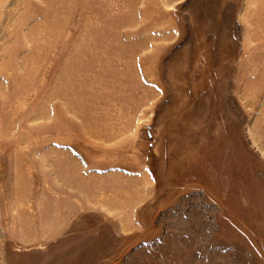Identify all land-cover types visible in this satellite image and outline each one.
<instances>
[{"label": "rangeland", "instance_id": "obj_1", "mask_svg": "<svg viewBox=\"0 0 264 264\" xmlns=\"http://www.w3.org/2000/svg\"><path fill=\"white\" fill-rule=\"evenodd\" d=\"M0 264H264V0H0Z\"/></svg>", "mask_w": 264, "mask_h": 264}, {"label": "bare ground", "instance_id": "obj_2", "mask_svg": "<svg viewBox=\"0 0 264 264\" xmlns=\"http://www.w3.org/2000/svg\"><path fill=\"white\" fill-rule=\"evenodd\" d=\"M208 143L209 144H205L196 153V156H195L196 159H195V161L193 160V164L189 168L187 174L189 176L192 175L193 177H195V179H198L197 181H202L207 187H211V185H213L215 183L214 177L218 176V174H219V172H218L219 166H217V168H213L212 164H214L215 161L220 163V161L222 159V156H221L222 150H221V147L219 146V144H217V143L214 144L213 142H211V143L208 142ZM191 161H192V159H191ZM218 185H220V187L222 186L221 183H219Z\"/></svg>", "mask_w": 264, "mask_h": 264}]
</instances>
